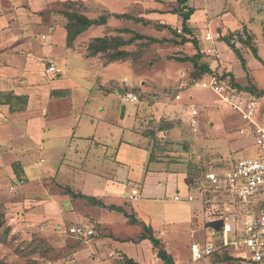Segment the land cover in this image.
<instances>
[{"label":"rangeland","instance_id":"obj_1","mask_svg":"<svg viewBox=\"0 0 264 264\" xmlns=\"http://www.w3.org/2000/svg\"><path fill=\"white\" fill-rule=\"evenodd\" d=\"M64 1L66 0H0V30L6 27V24L2 25L3 18L10 20L14 15L9 13L14 9L17 14L25 12L30 16L32 7L42 9L48 3L51 4L41 12L35 13L39 12L43 15L54 13L56 15L54 18L59 24L56 23L53 30L50 25L40 24L31 32L35 51L42 53L45 48L51 50L56 65L61 70L60 73L53 74V82L63 83L66 92L65 101H70L73 105V108L65 107L61 111H72L71 117L68 118L73 120L74 125H78L76 131L79 135L95 137L102 144L109 145L108 148L117 146L120 139H123V146L118 155L123 164L118 170L120 179L118 190L121 194L115 200L117 205L131 214L134 212L141 221L151 225L159 237L165 238L166 246L179 261L182 260L187 264L204 263L205 259L195 263L190 260L187 247L193 237L189 230L196 224L199 227L196 228L195 239L197 241L204 239L210 227L223 224L222 218L218 215L219 206L222 208L227 204L221 206L223 204L213 202L209 191L206 192L209 196L207 203L202 204L200 191L192 188V183L188 184L193 177L187 175V169L192 164L209 169L218 164L233 163L241 158H260L263 153L256 143L255 136H247L246 133L251 131L249 126L229 101L210 88H202L198 81L193 79L194 67L190 62L175 59L177 56L195 54L197 50L192 43L183 46H174L170 42L154 44L135 63L105 62L100 55L89 58L79 48L85 50L94 37L115 35L122 27L159 37L171 36V34L168 30L158 31L155 26L126 19L120 21L118 18L110 17L107 24L93 25L83 32L76 39L73 50L67 49L64 27L66 17L57 12H50L64 10ZM76 1L79 5L75 9L90 18L112 12H132L137 16L152 11L155 6H160L166 11L178 6L176 0ZM189 5L196 9L190 21L194 28V36L198 39L201 50L205 51L201 63L210 65L212 70L220 75L224 72L231 73L238 83L251 81L250 83L263 90L264 65L253 55L251 48L236 37V46L246 62L247 68H244L241 58L219 37L233 31L243 37L246 36L245 32L249 33L264 60V9L260 10L263 7L253 6L248 0H189ZM178 19L177 15L169 13L163 19L156 20L180 28V19ZM208 32L214 35L213 41L205 39ZM43 34L46 35L45 39L42 38ZM20 42L22 41H17L15 44ZM9 47L10 45L5 44L0 38V53L11 52ZM44 63L47 70L49 61L44 60ZM112 80L118 82L120 91L114 90ZM221 80L227 89L226 92L230 94V99L232 95L240 93L230 86L229 77ZM47 81L50 82L48 77H46ZM125 92L137 94L138 101L125 102L122 98ZM140 92L144 94L143 97L140 96ZM1 99L5 97L0 95ZM123 105L127 107L124 116L121 115ZM193 106L199 110V125L196 130L191 126L190 110ZM168 123L173 127L164 132H157L165 145L159 149V158L150 162L149 155L153 144L151 133L157 131L161 124ZM84 126L86 128L83 129ZM241 130H245L244 133ZM86 142V139H81L80 144L85 145ZM11 157L12 154H7L3 157V161L7 162ZM28 159L33 163L36 162L34 155ZM147 165H150L155 172H170L168 182H162L160 186L151 184V188H143V195H139L136 201L128 200L126 193H129L132 187L142 189L141 178ZM15 167L13 166L12 169L14 177L12 173L8 174L4 169H0V214L4 212L6 222L0 227V264H124L115 263L116 259L122 261L121 251H117L115 257L113 255L115 260L109 256L110 250L106 241H110V238L95 239L99 248L98 253L95 254H92L94 251L89 247L88 242L84 247L71 250L86 240L82 239L69 245L67 237L74 236L66 230L73 225H89L87 220H80L73 213L67 217L65 215L62 221L39 219L37 215L39 208L36 204L39 198L30 197L33 196L32 194H25L23 198L20 196L26 184L17 182L22 175ZM200 177L199 173L194 179ZM155 178H163V176L155 173L154 180ZM57 180L64 186L54 181L55 187H51L49 183L45 187L49 193L57 195L60 199L66 195L64 193L66 185L72 186L71 188L76 191H83L85 188L78 174L69 173L65 166L60 168ZM187 184L192 188L191 190L188 189ZM189 193L195 196L193 201L184 198L179 201L174 199L177 194L185 197ZM69 197L62 199L65 212L85 211L82 201L75 202L69 200ZM212 197H214L213 193ZM232 197L226 196L222 199L228 202L232 215H235L236 221L242 225L240 213L245 212L240 207V202L233 204L229 201ZM262 207L264 201L247 207V210L251 216H254ZM28 213L32 214L30 223L28 220L29 224L25 220H20L21 215ZM95 214L106 219L112 231L120 237H135L142 231L141 225L127 223L126 216L122 212L108 213L106 210L97 209ZM22 221L27 224L26 228L22 225ZM7 225L10 226L9 235H6ZM93 230L94 234L91 237L103 234L97 225H93ZM40 239H43L44 245L52 246L45 255L30 251V242L36 243ZM91 242L94 243V240ZM173 243L183 249L176 250ZM116 246L143 264L160 263L149 242L117 241ZM227 252L223 250V255L218 252L210 257L211 264L242 259L236 255L229 256Z\"/></svg>","mask_w":264,"mask_h":264},{"label":"crops","instance_id":"obj_2","mask_svg":"<svg viewBox=\"0 0 264 264\" xmlns=\"http://www.w3.org/2000/svg\"><path fill=\"white\" fill-rule=\"evenodd\" d=\"M248 1L252 3L253 6H260V8L263 7L260 10L264 9V0ZM50 5L51 4L48 3L43 8H48ZM42 9L32 7V10L29 12L30 16L25 12H23L22 14H17L14 9L13 12L9 13V15H14L10 18V20L9 18H3L4 21L2 22V25L6 24V27L0 30V38L5 44L10 45L9 48L11 49V52L4 51L0 53V95H3L5 97V99L0 100V169H4L8 174L12 173V177H14V170L12 169L13 166H16V170H19V173L22 175L20 180H18L17 182L19 184H26V187L21 192L20 196H22L23 198L25 194H32L33 196L30 197L39 198L36 201V204L39 208V212L37 213L39 219L62 221L65 215V217H67L69 214L73 213L80 220H87V222L89 223V225L81 224L73 226H86L88 228H93V225H97L100 229V232L103 233L96 237H91L92 235L78 236L76 234L70 233V227L66 231H68L69 234H72L74 237H67V242L69 245H73L74 243H77L82 239L86 240L80 243L78 247L76 246L71 248V250L78 249L79 247H84L86 246V242H88L89 247L94 251L92 252V254H95L99 251L98 244L95 239L104 240L106 238H110V241H106L108 249L110 250L109 256L112 257L113 260H115L114 257L116 256L117 251H121L120 253L122 254V261L116 259L115 263L127 264L125 258L129 257L133 258L139 264H143L136 260L134 257H131L123 249L117 247L116 242H149L152 245L150 240L144 239L140 242L136 241L140 233L135 237H120L112 231V228L108 224L106 219H104L101 215L98 216V214H95L97 209L101 211L106 210L108 211V213L117 211L90 205L87 204L84 199H74L70 195L66 194L63 195L62 199H66L68 196H70L69 200H73L75 202L82 201L86 209L85 211L74 210L71 212H65V207L63 205L64 201H62V199H60L57 195L49 193V190H47L45 187L48 183L51 187H55V184H53L54 181L59 185L64 186L57 180V176L60 172V168L62 166H65L66 170L69 171V173L78 174L79 179L83 181V185L85 186L83 191H76L72 189L74 192H81L86 195L96 196L107 205H117L115 200L119 196V194H121V191L118 190V184L120 183L118 170L123 164L118 155L124 141L123 139H120V141L117 143V146L115 145L111 148H108L109 145L102 144L101 142L96 140L95 137H92L90 135H79L76 131L78 125H74L73 120L71 118H68L71 117L70 114L72 113V111H61V109L65 107L69 108L71 106L73 108V105L70 103V101H65L66 92L63 83H57V81L53 82V74L55 73H49L46 70L44 60L56 63V59L52 56V51L48 48L43 49L42 53H38L37 51H35V43L32 40L33 34L31 30L35 26L46 24L50 25L53 30L56 23H58L54 18V16H56L54 15V13L45 15L40 14L39 12H41ZM155 9L164 10V8L160 6H155L153 10ZM36 11H39V14L35 13ZM50 12L54 11L52 10ZM166 15H169V13L150 11L148 13L144 12L143 14H139V17L159 22V20L156 19H163ZM9 21L11 22L9 23ZM160 23L171 25L170 23L162 21H160ZM42 38L45 39L46 35L43 34ZM17 41L22 42L16 45L15 43ZM74 48L75 47L67 49L73 50ZM79 49H81V51L85 55L86 49ZM58 75L60 76L61 74ZM46 77H48V80L50 79V82H46ZM9 94L13 96H21L23 100H27L25 109L12 112L10 110L11 106H13L14 108H18L21 103L14 97H11L9 100ZM125 111H127V107ZM84 128L86 127L84 126L83 129ZM81 139H86L87 142L85 145L80 144ZM7 154H12V157L7 162H4L3 157ZM32 155L35 156V163L28 159ZM155 173L162 174L163 178H155L154 180ZM170 175L171 173L168 171L155 172L154 169L150 168V165H147L144 175L141 178V180L143 181L142 189L139 187H132L131 190L133 188H136L138 190V196H142L144 193L143 188H151V184H154V186H160L162 182H168V177ZM50 181L52 183H50ZM188 184L187 187L189 190H191L192 188H197L194 186H192L191 188ZM67 186L72 187L70 185H66L65 187ZM13 188L15 189V187ZM197 190L199 189L197 188ZM200 193L202 204H206V196L202 191H200ZM130 194L131 191L129 193H126V198L128 200L136 201L138 199H130ZM190 195L193 196L191 193H189L185 197H181L179 195L180 199H175V197L174 199L179 201L184 198L187 201H193L195 199V196H193L192 200H189L188 196ZM26 202L28 203L29 199L26 200ZM241 213L243 212L241 211ZM31 215L32 214L30 213L21 215L20 220H25L26 223H28L29 220L30 223V220L32 219ZM138 219L141 220V218L139 217ZM125 220L127 221V223L131 224L128 221L127 217L125 218ZM25 221H22V225H24V227L26 228L27 224H25ZM219 226L220 225L210 227L207 230V234L204 239H210L211 231L218 228ZM197 227L199 226L195 224L190 228L189 233L193 238L189 241V246L187 247V252L189 253L190 260L193 263L202 261H194L190 252V244L193 241H197L195 239V232H197ZM58 228H61V226H58ZM155 234L157 237H159L156 230ZM159 238L163 239L165 248L170 252L169 247L166 246L165 238ZM91 240H94V243L91 242V244ZM174 244L175 243H173V245ZM174 247L176 250L183 249L177 244L174 245ZM152 250L158 258L156 252L154 251L153 245ZM223 250L228 251L227 253L229 256L236 255L238 257L236 252L226 248H222L214 252L212 255L207 256L205 258V262L200 264H211L212 262L210 260V257L218 254V252H221V255H223ZM171 255L174 257L176 264H187L182 260L179 261L178 257H175L173 253H171ZM158 259L160 262L159 264H166L162 259ZM243 263L256 264L246 259L221 262V264Z\"/></svg>","mask_w":264,"mask_h":264},{"label":"trees","instance_id":"obj_3","mask_svg":"<svg viewBox=\"0 0 264 264\" xmlns=\"http://www.w3.org/2000/svg\"><path fill=\"white\" fill-rule=\"evenodd\" d=\"M178 6L173 8L170 11L166 10H152L154 12L159 13H172L178 16L180 19V28L179 27H173L169 24L155 22L150 19H144L143 17H139V15H135L132 12H124V13H117L112 12L108 14H102L101 16L97 18H90L87 15L80 13L77 11V6L79 3L76 0H66L64 1V10H56L54 12L60 13L66 17V23L64 25L66 29V47L72 48L74 46V43L76 39L86 30H88L93 25H105L108 23V20L110 17H115L118 19H126V20H132L137 23H143L150 26H155L158 31H165L168 30L171 36H154L150 34H145L141 31L135 30L133 28L129 27H122L118 29V32L113 34H106L103 36L94 37L87 45L86 47V53L85 55L87 57H96L98 55L102 56L105 60V62H114V61H121V62H137L145 52L151 48L154 44H162L165 42H170L174 46H183L187 43H192L196 48V53L193 55H185L182 57H175L176 60H179L181 62H190L193 67L194 71L192 72V77L194 80H201L204 77L215 75L220 80L224 79L226 77H229L230 80V86L232 88H235L240 93H248L251 95H256L259 98L264 97V89H259L256 85H253L252 83H238L235 81V77L227 72L223 74H219L215 72V70H212L210 65L206 63H201V59L204 56L205 51H202L199 47L198 39L194 36V28L191 25V17L195 12V8L189 5V0H176ZM263 28H264V22H263ZM246 36L243 37L241 34L238 35V33L230 32L229 34H224L220 37L221 41H224L240 58L242 61V64L244 65V68H247L245 59L242 57L240 50L236 46V37H238L239 41L242 42L244 45L251 48L253 55L259 59L262 64L264 65V60L259 54L258 47L253 40L252 35L245 32ZM128 35V36H125ZM134 45V46H133ZM112 83L114 85L115 91H120L121 88L119 87L118 82L112 80ZM139 92V91H138ZM140 96L143 97L144 94L140 92ZM11 97H14L20 101V106L18 108H14L11 106L10 110L12 112L14 111H21L25 109V106L27 105V100H23L21 96H13L9 94V100ZM139 97V96H138ZM11 103V102H10ZM173 127L171 123H168L166 125H160L159 129L155 132H152V149L150 151L149 155V161L153 162L156 161L159 158V149L161 146H164L165 143L163 139L158 136L157 132H164L168 129ZM229 164H218V166H215L213 168H226L229 167ZM210 169V168H209ZM187 175L193 177L191 179L192 185H195L193 181L198 180L194 179L197 174L203 175L204 172L208 170L206 167H201L198 165L193 164L188 167L187 169ZM189 176V177H190ZM64 193L70 195L72 198L77 199L81 198L84 199L87 204L94 205L97 207H103L109 210H114L118 212H122L127 218L128 221L131 224L135 225H141L142 232L138 235V238L136 241L140 242L144 239L150 240V242L153 245L154 251L156 252L158 258L162 259L166 264H176L174 257L171 255V253L165 248L163 239L159 238L155 234V230L151 225H147L143 221L139 220L138 217L134 215V213H129L127 210H125L123 207H119L117 205H107L105 204L101 199H99L96 196L92 195H86L81 192H74L71 187L67 186L64 189ZM5 214L2 212L0 214V227H3L5 224ZM7 234H10V226L7 225L5 228ZM30 251L32 253H40V255H45L47 251L52 248V246H46L43 244V239H40L38 242L33 243L30 242ZM127 264H139L137 261H135L133 258L126 257L125 258Z\"/></svg>","mask_w":264,"mask_h":264},{"label":"built area","instance_id":"obj_4","mask_svg":"<svg viewBox=\"0 0 264 264\" xmlns=\"http://www.w3.org/2000/svg\"><path fill=\"white\" fill-rule=\"evenodd\" d=\"M208 41H213L214 36L208 32L205 36ZM211 51V49H209ZM208 50V51H209ZM49 73H60L61 70L56 63L50 61L47 67ZM202 88H210L219 94L223 99L229 101L234 109L241 114L242 119L247 123L250 130L247 136L254 135L256 143L262 151L260 158L246 157L235 160L226 168H210L198 179L193 181L195 185L207 198L209 191L213 202L221 203L226 207L220 208L219 218L223 224L211 231L210 239L193 241L190 244V252L194 261L205 259L214 252L226 248L236 252L238 257L249 260L256 264H264V207L257 214L251 216L247 207H251L264 201V100L248 93L232 95L226 92L224 82L215 75H210L198 81ZM178 98L180 95L177 96ZM125 102H136L139 97L133 92L122 94ZM192 115L191 126L194 130L199 125V110L193 106L190 110ZM245 130H241L244 133ZM212 193L214 197H212ZM233 196L230 202H240L245 212L241 214L242 225L236 221L237 217L232 215L227 201L222 198ZM138 190H131L130 199H137ZM180 199V196H175ZM189 200L193 196H188ZM210 199V200H211ZM236 206V205H235ZM229 213V215H228ZM231 214V215H230ZM233 216V218H231ZM243 218V219H242ZM70 233L78 236H90L94 234L93 228L86 226H73Z\"/></svg>","mask_w":264,"mask_h":264},{"label":"water","instance_id":"obj_5","mask_svg":"<svg viewBox=\"0 0 264 264\" xmlns=\"http://www.w3.org/2000/svg\"><path fill=\"white\" fill-rule=\"evenodd\" d=\"M125 109H126V105H123L122 106V114H121L122 116H124V114H125Z\"/></svg>","mask_w":264,"mask_h":264}]
</instances>
